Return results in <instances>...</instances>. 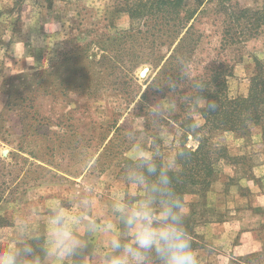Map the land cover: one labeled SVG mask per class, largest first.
Instances as JSON below:
<instances>
[{"label": "rangeland", "instance_id": "rangeland-1", "mask_svg": "<svg viewBox=\"0 0 264 264\" xmlns=\"http://www.w3.org/2000/svg\"><path fill=\"white\" fill-rule=\"evenodd\" d=\"M116 1L0 0V251L30 244L40 264H49L55 256L52 209L61 204L70 217L79 215L80 199L87 197L88 218L112 230L88 234L86 220L70 222L84 241L82 255L66 256L60 264H71L72 257L76 264H88L96 250L94 264H103L112 236L131 238L114 206L143 198V191L127 182L123 167L134 145L151 151L155 142L165 162L176 159L182 130L173 117L181 114L190 91L184 80L163 81L165 50L159 41L150 50L133 45L120 60L116 55L131 71L127 81L121 69L102 59L100 39L130 28ZM236 2L253 9L264 4ZM199 9L194 27L200 40L189 60V79L227 65L229 95L245 96L253 59L264 61V32L223 44L224 14L212 3ZM136 55L145 61L138 63ZM204 102L196 99L199 107ZM153 105L160 106L155 115ZM189 111L198 126L204 123L194 107ZM209 135L229 158L219 163L209 185L185 194L186 226L201 264H229L232 257L264 249V117L247 130ZM195 145L189 137L187 146ZM214 219L227 230L221 243L207 242L197 232ZM243 238L252 245L237 248ZM259 263L264 264V254Z\"/></svg>", "mask_w": 264, "mask_h": 264}, {"label": "trees", "instance_id": "trees-1", "mask_svg": "<svg viewBox=\"0 0 264 264\" xmlns=\"http://www.w3.org/2000/svg\"><path fill=\"white\" fill-rule=\"evenodd\" d=\"M187 1H192L194 6H189ZM206 3H212L216 12L225 16L223 44L240 43L264 32V4L253 9L240 7L236 0H117L116 6L119 11L128 14L130 28L111 36H104L99 41L103 42L99 44V48L104 52L102 59L105 62L107 60V63L110 62L111 66L121 69L126 81L131 78L129 76L131 71L115 59L116 55L120 60L123 54L126 55L134 48L133 45L147 47L150 50L159 41L158 45H163L165 50L163 81L171 85L176 79L184 80L187 84L190 93L183 98L184 101L180 105L181 114L173 117L178 118L174 123L182 130L180 148L176 154L178 165L174 184L183 199L190 188L198 186L202 189L209 185L214 175L218 173L219 163L228 161L226 148L218 147L212 142L209 134L213 131L247 130L250 125L259 124L264 117L263 60L253 59L255 72L249 78L248 92L245 96L229 95L226 78L231 74L227 65L219 64L207 68L208 72L189 79V60L200 40L194 22L197 13L201 10L199 8ZM86 51L87 49H84V52ZM138 57L136 55V58ZM142 58L138 63L145 61L146 58ZM168 88L170 89V86ZM196 99L213 100L217 108L214 111H207L197 105ZM191 106L203 118L202 125L198 126L189 113ZM189 137L195 142V146H187ZM131 166H134V161L125 159L123 167L128 169ZM193 247L196 248L195 242ZM76 252L79 253L77 257L82 255L80 248ZM263 254L264 249L260 252H251L241 259L232 257L229 264H260L259 259ZM74 258L72 257L71 262L76 264Z\"/></svg>", "mask_w": 264, "mask_h": 264}, {"label": "clouds", "instance_id": "clouds-1", "mask_svg": "<svg viewBox=\"0 0 264 264\" xmlns=\"http://www.w3.org/2000/svg\"><path fill=\"white\" fill-rule=\"evenodd\" d=\"M159 108L153 105L154 115ZM204 108L214 111L217 104L205 100ZM131 134L135 139V132ZM131 159L134 166L126 170V180L143 191V198L114 206L131 238L125 242L119 236H112L108 241L109 250L102 258L103 264H201L186 226V204L174 184L178 158L165 162L159 157L154 142L151 151L134 145ZM80 206L83 212L71 217L61 204L52 209L50 222L57 255L71 256L84 245V241L74 235L70 222L80 224L86 220L83 226L88 234L101 229L112 230L110 224L100 225L88 218L90 201L87 197L80 199ZM0 264H40V259L30 244H24L0 251Z\"/></svg>", "mask_w": 264, "mask_h": 264}, {"label": "crops", "instance_id": "crops-1", "mask_svg": "<svg viewBox=\"0 0 264 264\" xmlns=\"http://www.w3.org/2000/svg\"><path fill=\"white\" fill-rule=\"evenodd\" d=\"M189 205L191 206V204ZM186 207L188 210V204L186 205ZM197 229V232L202 233L203 237L205 238V241L207 242L221 243L223 242V237L227 235V230L225 229L224 222H219L215 219L205 222L204 227H201V229L197 227ZM116 231H119V229H116ZM248 243L252 245L253 241L251 239L248 240L243 238L241 240V244L238 245L237 248H246ZM99 254L100 253L98 250L94 251L92 256L93 258L91 257L90 262L88 264H94V257ZM65 258L66 256L64 255L58 257L55 254V256L50 260L49 264H60Z\"/></svg>", "mask_w": 264, "mask_h": 264}]
</instances>
